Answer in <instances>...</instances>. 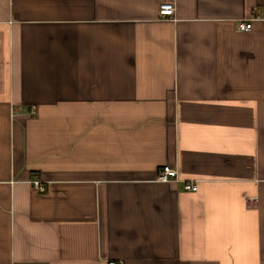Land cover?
Listing matches in <instances>:
<instances>
[{"label":"crops","instance_id":"crops-1","mask_svg":"<svg viewBox=\"0 0 264 264\" xmlns=\"http://www.w3.org/2000/svg\"><path fill=\"white\" fill-rule=\"evenodd\" d=\"M110 261L264 264V0H0V264Z\"/></svg>","mask_w":264,"mask_h":264},{"label":"built area","instance_id":"built-area-1","mask_svg":"<svg viewBox=\"0 0 264 264\" xmlns=\"http://www.w3.org/2000/svg\"><path fill=\"white\" fill-rule=\"evenodd\" d=\"M159 12H160L161 17L163 18H169V17L174 16L175 14L174 2H170V1L161 2L159 6ZM252 26L253 25L251 21L243 20L239 22V30H242V31L251 30ZM29 113L31 115H36L38 113L37 107L35 106L31 107L29 110ZM177 178H178V169L176 167L170 164H164L163 166H161L159 170V175H158V179L160 181L170 182ZM35 184L39 186L41 190H44V186L39 181H35ZM183 187L185 190L196 191L198 189V183L185 181ZM247 200L249 203L255 204L257 201V197H251V198L249 197L247 198ZM108 263L109 264H119L116 261H110Z\"/></svg>","mask_w":264,"mask_h":264}]
</instances>
